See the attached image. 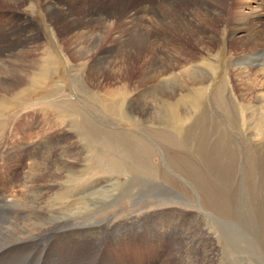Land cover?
Listing matches in <instances>:
<instances>
[{
    "label": "rangeland",
    "instance_id": "obj_1",
    "mask_svg": "<svg viewBox=\"0 0 264 264\" xmlns=\"http://www.w3.org/2000/svg\"><path fill=\"white\" fill-rule=\"evenodd\" d=\"M250 6L254 9L257 4ZM260 8L256 9L255 23L264 22V6ZM234 9L233 5L223 4L221 19L227 24L219 20L210 23V27L205 24L206 28L218 34L226 25V33H230L231 26H236V22H230ZM74 12L76 21L85 14ZM58 13H64L61 21L53 18L56 14H49V7L43 0H19V3H6L0 7L3 30L0 48L4 59L11 60L14 42L18 39L19 48L17 46L14 53L19 50L21 68L37 59L40 64L49 66L44 84L33 94L20 96L19 105L3 115L9 127L19 117V172L16 174L19 186L15 192L19 193V205H24V197L36 191L64 192L65 197L61 200H41V210L59 206L62 212L76 218L77 212L87 205L89 211L79 216L87 215V220L109 225L108 229L117 231L113 235L112 231H107V241L103 238L102 242H107L106 248L110 247L113 253L116 249L124 264H264V45L258 49L259 63L240 69L228 61L247 58L253 54L249 48L227 47L222 36L208 45L209 55L202 50L207 45L198 46V56L209 58L214 68V81L204 103L206 109L193 116L189 112L166 116L148 107L152 99L148 91L154 89L153 77L159 82L164 70L177 71L174 61H179L178 55L167 43L169 40L174 44L173 35L168 33L164 36L166 39L159 38L161 41L153 39L154 52L140 54L133 51L127 55L125 53L131 50H124L123 43L133 38L129 39L130 34L125 30L132 29L133 25L123 19V24L116 28L113 24L105 33L103 27L92 52L78 55L74 47L65 45L66 40L70 42L73 38L57 32V23H68L66 12ZM152 15L146 13L142 20V27L147 23L148 32L153 28ZM87 21L88 17L83 22ZM51 22L55 24L53 31L50 30ZM159 26L155 30L165 32L166 26ZM92 37L86 39L91 41ZM180 40L182 43H176L181 44L182 55L179 57L184 59L183 42L187 45L186 50L192 49L194 44L190 42L191 46L183 36ZM181 64L182 69L187 67L185 61ZM25 70L30 72L29 68ZM91 71L96 72L93 82L87 78ZM24 73L19 72L20 75ZM144 74L147 81L142 85L140 81L143 82ZM127 77L131 80L125 81ZM3 78L7 82L10 75ZM12 80L14 83L8 84V97L28 88L26 77L15 76ZM117 89H121L118 100L122 102L121 107L117 106L118 119L108 118L105 115V106L110 104L108 93ZM186 104L182 107L187 109ZM60 105L70 106L61 115L68 117L63 119L64 123L71 121L72 124L68 122L71 129L54 125L53 114L58 115ZM142 106L147 109L148 117L141 116ZM82 117L87 118L90 131L97 129L103 133L96 138L95 134L85 136L78 125L74 128ZM194 118H198L200 124L190 127ZM179 131L180 135L177 134ZM6 136H9L8 132ZM114 136L120 142L117 147L106 144V138L113 139ZM3 147L13 154L12 145L0 144V152H4ZM45 159L56 165L46 166L50 175L42 169V174L40 171L35 173L48 182L44 184L42 178L36 186L29 174L31 169L42 168ZM61 161L71 167L70 181L66 178L68 175L60 176L56 166ZM130 161L143 162L147 168L133 166ZM147 169L152 173L145 171ZM100 180L102 184L103 180L118 184L116 193L121 195L106 198L103 204L97 201L92 195L98 191L95 185ZM199 185L202 188H197L200 189L197 193L195 186ZM97 205L104 207L100 209ZM223 214L224 217H220ZM120 223L127 225L118 227Z\"/></svg>",
    "mask_w": 264,
    "mask_h": 264
},
{
    "label": "bare ground",
    "instance_id": "obj_2",
    "mask_svg": "<svg viewBox=\"0 0 264 264\" xmlns=\"http://www.w3.org/2000/svg\"><path fill=\"white\" fill-rule=\"evenodd\" d=\"M43 1L49 7V14H56V17H53L54 19H58V20L62 19L63 18L62 15L64 13H62L61 15V13L58 12L60 11L66 12V16L68 17V23H62L63 21L60 22L61 24L57 23L56 26L58 29L57 32H59L58 34L71 36L73 38L72 41L68 39L70 42L66 40L65 45L69 44L68 47H70V45L71 47H74L73 49L78 55L79 54L84 55L87 51L88 53L92 52L91 50L97 46V42L99 39L97 35L100 37V31L103 29V27L104 29L102 30V32L105 33L106 29L112 28L111 26L113 24L115 25V28L118 25L123 24L121 22V20L123 19L125 20V22H128V24L133 25L132 29L125 30V33L131 35V36L129 35V39L133 38L132 40H125L126 42L123 43L124 50L127 49L131 50L127 52L125 51L126 52L125 54L127 55L132 54L133 51L134 52L138 51L140 54H143L144 52H146L147 54L149 52L156 51L155 42L153 41V39H155V41H157V39L159 38L163 39L165 38L164 36L165 35L167 36L168 33L170 35H173L176 41H179L181 36H183L185 38V41L187 40L188 43L193 42L194 47L192 46V43H190L192 49L188 47L189 49L187 50H186L187 45L183 42V48L185 49L186 56L184 57V59L183 58L180 59L179 56L182 55L181 46H180L181 45L180 43H182L180 42L181 40L179 41L180 43H178L179 45L176 43V41H174V44L172 45L169 43V40H167L168 45L174 48L175 49V50L173 49L174 53L178 55V57L176 56V59L179 61L177 63L176 60L174 61V69L177 71L173 72V70L172 71L164 70L160 74L161 78L159 82H157L158 80L156 81V77L152 78L154 89L148 91L150 92V97L152 98L150 100V103L148 102V107L150 109L152 108L157 109L159 111L158 114L161 113L166 116H176L179 113H186V112H189L188 114L192 113L193 116V115H197L202 111H205L206 109V105H204V103L207 98L208 90L214 81V76L212 73L213 67L212 64L210 63L209 58H200L198 56V51H197L199 50L198 46H200L201 44L203 46L207 45L202 50H204L206 54L209 55L210 47L208 45H212L213 43H215L217 37L222 36L224 39V44L227 47L228 46L234 48L237 47L239 49L249 48L253 52V54H251L250 56L247 55V58L242 57L235 60L234 62H232L231 60L228 61L229 64L235 65L240 69L241 66L245 68H250L255 63H259L257 57L259 54L257 53H260V51H258V49L263 48L264 45V22H260L261 20L257 21V23L254 22L255 18H257L256 14H258L257 13L258 11H256V9H259L261 6H264V0H43ZM16 2L19 3V0H0V7H4L6 3L13 5ZM251 3H256L257 7L256 8L254 7L253 9L250 6ZM223 4H230L233 5V7L235 6L234 11H232L231 13L230 22L232 21L236 22V26H231L232 31L230 33H226L227 31L225 25L223 26V28L219 30V33L216 34V32H214L211 28H209L210 27L209 25L210 23H217L219 20L222 21L221 6ZM260 10L263 11V9L261 8ZM74 11L85 12V14L83 13L84 15L80 18V20L76 21L74 18L76 13ZM172 11L174 12L173 15H171ZM190 11H193V13H190ZM146 13L153 14L152 17H150L151 18L150 23H152L153 25L152 31L150 32L146 30L147 23H145L144 28L142 27L143 25L142 20L144 19ZM87 17H88V21L83 22ZM222 22L224 24H227L226 21H222ZM51 23H50V28H51L50 30L53 31L52 29L53 27H55V24H53V22ZM205 24H208L207 26L209 27L206 28ZM159 25L166 26L165 32L164 30L162 31L155 30V28H158L157 26ZM135 26L137 27L140 26L142 27V29L139 27L136 28ZM2 35H3V30L1 28V19H0V41ZM55 36L57 37L58 35ZM88 37H92L91 41L90 39H86ZM159 40L161 41V39ZM88 41H90V43L86 44V42ZM14 43H15L14 44L15 47L12 46L13 52L12 53L10 52L11 53L10 61L4 59L3 50L0 48V119H1L0 144L2 146L5 145L6 147L12 145V152H13V154L8 153V148L5 149L4 147H3L4 152L3 151L0 152V264H124L123 261L121 260V255H118L120 253L116 252L117 251L116 249L113 253V250L110 247L107 246L106 248L105 245H107V242L104 243L102 242L103 238L105 239V237L107 236L106 235L107 231L109 230L112 231V235L114 234L113 232H117V231L111 228L108 229L109 225L107 226L101 225L99 222L95 220L93 221L87 220L86 214H85L86 216H79L80 214L89 211L88 210L89 208L87 209V205H83V208L77 212L78 217L76 218L72 217L70 214H66L62 212L59 206L52 205L49 206L48 209L46 210L45 209L41 210V208L39 207L40 203H42L40 202L41 200L43 199L47 201L50 199L61 200L62 197H65L64 192L56 191V189H55L56 192H52L51 189H46L45 192L36 191L30 194L29 197L23 196L25 204L23 205L22 203V205H19V193L15 194V192L17 191L16 189L19 186L17 180L19 177H16V174L19 172V117H17V119L13 121L15 123L14 124L12 123L11 126L9 127L6 125L7 121L3 119L4 117L3 115H5L6 112L15 109L16 106L19 105V100H21L20 96L30 93L33 94V92L38 88V86H41L42 83L44 84L47 78L46 75L49 72V66L47 64H40V61L37 59L35 60V62L31 61L32 63H30L29 66L21 68V66L19 65V50L17 51V53H14V50H16L17 46L19 48L18 39H16ZM20 58L23 59L22 56ZM182 60L186 62V66H187V67L184 66L186 67L184 69H182L183 67V65L181 64ZM7 66L9 67V69L7 68ZM25 68H29L30 72H26ZM151 69L160 70L158 69V67L157 68L154 67ZM19 72L21 73L26 72V73L20 75ZM90 73H88L87 78L93 82L96 72L91 71ZM8 75H10V80H7L6 82L3 76H8ZM15 76L19 78L21 76L26 77L28 88H24L23 90H21V92H18V94L13 95V97H8L7 96V92H9L8 84L14 83V80L12 79ZM124 80L130 81L131 78L127 77L126 79L124 78ZM141 80H143V82L140 81V84L145 83L147 81L145 74L143 76V79ZM120 90L121 89H117L116 91H109L108 93L109 96L107 98V101H109L110 104L105 106L106 108L105 115L108 118L114 119L117 117V111H118L117 106L121 107L122 104V102L118 100L119 97L121 96ZM184 103H187L186 104L187 109L182 107V104ZM69 109H70L69 105H60L57 107L58 115L53 114V117L56 118V120L54 121L55 126L57 124H58L57 127L64 125L66 128L68 127V129H71V127L68 124V122L71 123V121L66 122L67 120H65L64 123L63 119L65 118L67 119L68 117L61 115V112L68 111ZM148 114L149 113L144 106L143 109L141 110V116L144 117L147 116ZM167 119L169 120V117ZM197 119L198 118H194L193 124L190 127H194L196 126L197 123H199ZM189 120H187V122ZM151 122L153 121L151 120ZM176 122L173 123L177 124ZM146 123L149 124L150 121H146ZM164 124H167V121ZM76 126L78 128L79 127L82 128L85 136H93L92 134H95L96 136L94 137L97 138L102 132V131H98L97 129L90 131V129H88L87 118L85 117H82L80 124H76L74 128ZM171 127L169 129H171ZM189 129L192 130L191 128ZM166 130H168V128ZM4 131L6 132L3 133ZM7 132L9 136H6ZM180 133L181 132L179 131L177 134L180 135ZM118 143L120 142H118V139L115 138V136L113 139L106 138V144L111 147H115V146L117 147ZM9 160L11 162H8ZM45 160L46 162H43L42 168L40 167L34 169L30 168L31 171L29 177L32 179V181H35L34 183L36 184V186H38L37 185L38 183H41L43 177L42 178L37 177L38 173L37 176L35 175V173L39 172L42 169L47 174L50 175L49 173L50 170L46 166L51 164L56 165V163H54L53 161L50 162L48 159ZM7 163L10 166L6 165ZM129 163L130 164L133 163V166H137V167L143 166L145 169L147 168L146 164H142L143 162L130 161ZM56 167L60 172V176L68 175L66 177L67 180L70 181L72 179L71 167L66 161L58 162ZM143 170L144 169H142V171ZM145 171H149V169ZM40 172H41L40 174H42V171ZM45 179L46 178H43L42 181L44 182V184L48 183L46 182ZM50 179L51 177L49 176L48 180ZM195 181H199V180H195ZM95 182L96 181H94L93 183ZM103 183L104 184H102V180H100L95 185L98 191L93 190L94 192L96 191V193H93L92 195L95 196L97 201H99L100 203L106 198L110 199L113 198L115 194L117 195L120 194V193H116V189H117L116 186L118 184L116 185L114 182H111L110 180H103ZM198 184L200 183L198 182L197 185ZM32 186L34 185H31V187ZM44 186L45 185H43L42 187ZM89 186L88 188H90ZM123 186L121 188H123ZM195 188L197 189L202 187L201 185H199V187L195 186ZM206 188L207 186L204 189ZM126 189L128 190V188ZM7 190L13 192V194L9 193ZM199 191L200 189L197 191V193H199ZM204 192L206 193V191ZM124 194L122 192V195ZM206 198L208 199V197ZM211 198L212 197H210L209 200ZM97 206H99L100 209L101 207L102 208L104 207L103 205H97ZM219 208L220 211L223 210V209L221 210L220 206L218 207V209ZM220 217H224V214ZM128 221L130 222V219H128ZM120 225L126 226L127 224L120 223L117 226L119 227ZM119 230L121 231V229Z\"/></svg>",
    "mask_w": 264,
    "mask_h": 264
}]
</instances>
